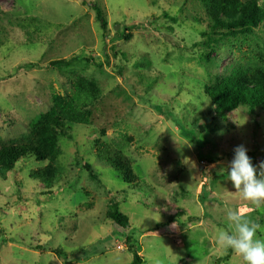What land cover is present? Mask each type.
Returning a JSON list of instances; mask_svg holds the SVG:
<instances>
[{
    "label": "rangeland",
    "instance_id": "1",
    "mask_svg": "<svg viewBox=\"0 0 264 264\" xmlns=\"http://www.w3.org/2000/svg\"><path fill=\"white\" fill-rule=\"evenodd\" d=\"M208 31L196 0H0L1 140L27 136L78 79L103 92L91 124L60 136L52 189L31 178L47 165L34 159L0 176V264H244L217 235L233 209L264 227L226 170L240 145L264 162V113L216 116L205 88L264 57V26L212 45ZM97 140L132 161L136 184L98 160ZM115 205L129 228L108 218Z\"/></svg>",
    "mask_w": 264,
    "mask_h": 264
},
{
    "label": "trees",
    "instance_id": "2",
    "mask_svg": "<svg viewBox=\"0 0 264 264\" xmlns=\"http://www.w3.org/2000/svg\"><path fill=\"white\" fill-rule=\"evenodd\" d=\"M207 18L208 32L205 44H218L225 38L252 36L264 26V0H196ZM97 19L102 28L107 29L103 11L96 6ZM215 35V37H213ZM88 61V60H87ZM70 64L62 60L52 62L51 67H64ZM36 68L37 66H30ZM68 95H55L51 109L41 114L30 124V133L19 141L0 139V176L6 180L21 161L34 159L47 165L31 173L46 189H52L61 179L58 161L62 156L59 146L60 136L71 138L68 125L88 126L91 124L92 108L102 99L100 86L92 80L78 79L72 85ZM205 95L215 108L216 116L228 115L240 108H246L250 114L264 113V57L256 62L236 65L224 75L218 76L213 85L205 88ZM98 160L113 169L125 184H136L139 178L132 161L119 149L104 141L95 142ZM91 178L98 176L90 165L86 166ZM108 218L117 226L127 229L129 218L115 205L108 212ZM56 254L63 255L57 251ZM138 254L132 264H141Z\"/></svg>",
    "mask_w": 264,
    "mask_h": 264
},
{
    "label": "clouds",
    "instance_id": "3",
    "mask_svg": "<svg viewBox=\"0 0 264 264\" xmlns=\"http://www.w3.org/2000/svg\"><path fill=\"white\" fill-rule=\"evenodd\" d=\"M264 162L259 166L253 164L245 146H237L234 157L227 170L230 180L237 192L246 201L256 207L264 205ZM222 171L224 169H221ZM264 231L259 223L247 218L239 209L227 213L226 228L218 231V243L242 257L244 264H264V238L258 235Z\"/></svg>",
    "mask_w": 264,
    "mask_h": 264
}]
</instances>
